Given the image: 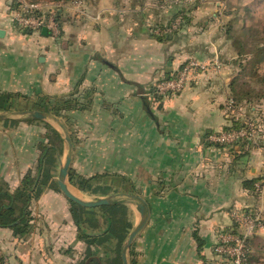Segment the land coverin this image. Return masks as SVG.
<instances>
[{"label":"crops","instance_id":"crops-1","mask_svg":"<svg viewBox=\"0 0 264 264\" xmlns=\"http://www.w3.org/2000/svg\"><path fill=\"white\" fill-rule=\"evenodd\" d=\"M84 1L83 7L67 4L58 14L62 36L54 40L17 28L14 0H0V96L19 95L13 105L23 109L15 115L0 109L7 116L0 120V206L14 202L19 212L25 205L19 195L24 178L38 174L39 143L58 149L45 160L40 194L30 206L32 229L19 238L0 227L5 263L82 264L85 257L104 262V246L113 241L115 255L107 264H123L122 246L135 225L130 213L140 217L136 205L75 207L58 189V131L48 127L49 121L17 114L35 111L31 107L40 96L54 100L79 94L89 108L68 111L82 137L73 146L70 170L88 180L110 171L97 183L109 182L98 198L117 193L145 202L148 221L132 248L134 264H231L216 247L220 234L244 231L234 213L261 219L248 244L251 264H264V193L245 185H264V115L252 109L262 120L256 119L250 137L235 147L208 141L230 124L225 104L233 71L220 69L215 49L222 34L216 24L221 4L212 0L215 6L194 4L185 10L190 3L185 0ZM182 10L189 12L190 23L171 40L158 41L157 36L168 35L160 27ZM181 22L178 18L172 27ZM191 60L205 69L195 72L183 92L155 95L159 80ZM68 184L75 186L69 177ZM85 189L83 194H92L93 187ZM79 226L88 235L106 234L96 242L81 240Z\"/></svg>","mask_w":264,"mask_h":264},{"label":"rangeland","instance_id":"rangeland-1","mask_svg":"<svg viewBox=\"0 0 264 264\" xmlns=\"http://www.w3.org/2000/svg\"><path fill=\"white\" fill-rule=\"evenodd\" d=\"M159 1H161V0H156V3L157 2L159 3ZM163 1L165 2L166 0H163ZM186 1H188L190 3H187ZM45 2H49V1H45ZM68 2H70V1H68ZM147 2H148V4L155 3L154 0H147ZM185 2L187 3L186 7H185L186 9H189L191 7L195 8L194 4L195 5L199 4L200 8H204L206 6H211L215 3L221 4L222 11H220L221 9L218 11L219 8H216L217 13H218V19L216 21V24L218 22L221 25V27H220L221 30L223 27L228 28L230 26L231 30H232V33H231L232 39L227 41L225 39V37L223 36V34H221V37L218 38V40H219V42L217 44L218 47L215 49L217 51V54L219 53V58H220L219 60H221V61H219L220 69L223 70L225 68V70L229 69V71H233L232 72L233 73L232 74V77H233L232 82L234 80L237 81V85H238L237 90L241 96L245 95V94L247 96H255V98L251 99V104L242 105L243 106L242 107V106H238V104L235 102V99L233 98L232 94H230L228 99H230V98L233 99L234 102L239 107L236 110V112L233 113V118L235 119V122L239 121L238 123H243L245 127H248L250 122L251 123H254V122L257 123L256 119H259L261 117L259 116V118L258 117L256 118V116H253L252 113L255 114V112L252 109L257 110L260 115L261 114L264 115V83H262L260 81L261 78H264V62L258 64V60H260V59L262 60L263 56L257 57V51H256L258 49V47H261V48L264 47V0H217L215 3H213L212 0H203L200 3H195L196 0H185ZM39 3H44V2H39ZM189 4H190V6H189ZM213 6H215V5H213ZM210 16L211 15H209L208 19L211 21ZM201 17H204V16H201ZM199 19H202V18H199ZM176 22H177V20L175 21V23ZM214 25H215V23H213V26ZM174 30H175V28H173L171 26H167L166 33L171 34L172 31H174ZM249 33L253 37H255L257 39V41H256V39H254L255 41L253 42V40H250L245 35V34H249ZM213 44H215V43L213 42ZM215 47H216V45H215ZM211 48H212V45H211ZM212 53H214V50L212 51ZM221 63H223L224 65H222ZM69 98H75V99L80 100L81 98H84V97H80V95L77 94V96H71ZM63 100H66V99L65 98L64 99H54L52 101L53 102H62ZM15 112H18V111H14V110L10 111V113H12L13 115H15ZM244 115H248L250 118L245 119ZM63 116L67 119L66 122H68L71 129H68L64 119H61V121L64 124V126L66 127L69 135H70V133L74 134V137H75L74 144L80 142L82 137H81L80 132L78 131V125H76L72 121V119L69 117V112H64ZM260 120H262V118ZM46 123L48 125L55 127V129L58 131V133L61 137V142L60 143L57 142L58 145L61 144V147H62L61 148L62 157L60 159V164L58 167V169H59L63 165V163L65 161V157L67 155V149H68L67 142L65 141V135H64L63 131L60 129V127L56 123H53L51 121L46 122ZM260 123H261V121H260ZM44 127H46V126H44ZM254 127H255V125H254ZM254 127H253V129H254ZM45 133L47 134V132H45ZM45 133H43V135H45ZM50 135H52L51 131H50ZM51 137H53V136H50V138ZM53 139H54V137H53ZM55 139L58 140L57 138H55ZM74 144H73V146H74ZM104 159L110 160V157L105 156ZM108 174H111V172L109 171ZM108 174L104 173V174L96 176L95 178H91L89 180L83 179L79 175L74 174V177H75L74 183H76L79 186L75 187V186H72L71 184H69V185L71 186L73 191L77 192L82 197L91 198V199L98 198V196H96V195H99V192H101L102 189L108 187L107 186L109 183L107 181L108 178L106 179L107 182H104V186H101V185L97 186V183L99 181H101L102 179L104 181L105 177L109 176ZM92 187H93V190H92L93 192H92V194L90 193L88 196L83 194L82 191L80 190L83 188H86L85 190H89V189L91 190ZM58 189H59V187H58ZM39 194H40V191L38 189L37 195H39ZM115 194H117V193H115ZM115 194L113 195L114 197H112L113 199H123V198H121L122 196L120 197V195L117 196ZM124 200L135 202L134 197L125 198ZM125 204L129 205L130 203L128 202ZM130 205L135 206V203L131 202ZM103 208L104 207L95 208V209H103ZM130 221L133 225L135 224L133 227V230H134L136 228V226L140 223V217L136 219V217L130 213ZM123 223H124V221L121 220L120 225H122ZM138 237H137V239H138ZM137 239L135 240L133 246L135 245ZM111 242H113V241L108 242L104 246V257H103L105 260L103 262L104 264L108 263V261L110 260L109 257L113 258L115 255L114 250L111 249L112 245L111 246L109 245V244H113ZM124 244L125 243H123V246H124ZM113 245H115V244H113ZM123 246H122V248H123ZM133 246H132V248H133ZM249 249H250V247H249ZM101 252H102L101 255H103V251H101ZM132 252H133V250H132ZM1 254H2V252H1ZM131 257H132L133 262H134L133 253H132ZM98 258H101V257H98ZM128 259H129V261L131 259L130 258V251L128 254ZM84 261H85V259L83 260L82 264L84 263ZM129 264H130V262H129Z\"/></svg>","mask_w":264,"mask_h":264},{"label":"built area","instance_id":"built-area-1","mask_svg":"<svg viewBox=\"0 0 264 264\" xmlns=\"http://www.w3.org/2000/svg\"><path fill=\"white\" fill-rule=\"evenodd\" d=\"M67 4L75 8L83 7L84 0H70V2H44L36 3L31 0H14L12 20L14 25L31 34H42L44 28L54 40H59L62 36L57 20L58 14L66 8ZM205 69V66L197 61L186 62L173 76L159 80L155 85V95L167 98L175 96L185 90L189 85L195 72ZM239 107L233 99H227L225 109L227 111L231 127L233 113ZM220 129L208 136V141L225 148L235 147L239 143L247 140L254 127V123H249L248 127L239 129ZM257 191L264 193V185L260 184ZM233 219L236 224L244 228L242 233L220 234L216 251L218 254L229 259L231 264H249L250 249L248 239L252 237L257 229L261 227V219L249 214L234 213Z\"/></svg>","mask_w":264,"mask_h":264},{"label":"trees","instance_id":"trees-1","mask_svg":"<svg viewBox=\"0 0 264 264\" xmlns=\"http://www.w3.org/2000/svg\"><path fill=\"white\" fill-rule=\"evenodd\" d=\"M33 2L39 3V2H45V1H49V2H61V1H70V0H31ZM144 1L147 0H135L136 3H140L143 4ZM163 2V1H162ZM187 10V9H185ZM180 11L178 13H176L173 17V19L168 23V25H164L160 27V30L162 31H166L167 26H173L174 22L178 19L181 18L182 22L177 25V28L173 31V33L168 34V35H162V36H157V40L160 42H167L169 40H171L174 37V34L178 33V30L182 29L183 27L187 26L190 21H191V17L188 16V13L186 11ZM159 29V28H158ZM221 33L223 34V36L225 37V39L231 40L232 38V30L231 27L229 26L227 27H223L221 30ZM250 40H253V42L255 41L254 39H256L255 37H253L250 33L249 34H245ZM257 41V39H256ZM257 51V57L263 56L262 60H258V64L259 63H263L264 62V47H258ZM260 81L262 83H264V78H261ZM237 81L234 80L233 82H231L230 84V89H231V94L233 96V98L235 99V102L238 104V106H242V105H246V104H251V99L255 98V96H247L245 95H240V93L237 90ZM19 97V95H13V94H8V95H1L0 96V109H5L7 107V110H14V111H21L23 110L22 108H19L15 105H13L14 100ZM257 97V96H256ZM245 103V104H244ZM33 110L35 111H41L44 113H48L52 116L58 117L60 119H64L68 129H71V127L69 126L68 122H66V118L63 116L64 112H68V111H73V110H85L89 108V105L87 104L86 99L84 100H79V99H75V98H68L66 100H63L62 102H53L51 100V97L49 96H40L38 97V100L35 102L34 106L31 107ZM31 111V110H30ZM28 120H33V119H28ZM34 121V120H33ZM239 122V121H238ZM237 121L235 122V119L233 118L231 121V127L228 126L225 129L229 130V129H239L244 127L243 123H238ZM49 128H52L50 125H48ZM70 137L71 140L74 144L75 142V137L74 134L70 133ZM39 149H40V156H39V162H38V167H37V171L38 174L37 176H32V173L29 172L25 178H24V185L23 188L19 191V195H21L24 200H25V205L20 208L19 212H17V209L14 206V202H11L9 204L6 205H1L0 206V227L2 228H10L13 230L14 235L16 237L22 238L24 237L31 229H32V225H31V221H32V217H31V211H30V206L31 203L37 198V189L38 186L40 185V181H41V173L43 170V166L45 163L46 158L51 155V153H55L57 152V147H51L48 146L45 143H39ZM69 178H70V182L75 185V186H79L76 183H74V175L72 173V171H69ZM254 181H247L245 183L246 187L252 191V192H256V186L254 185ZM85 184V183H84ZM11 199L13 198L12 196H10ZM72 204L80 209L83 210H87L86 208H82L78 205H76L75 203L72 202ZM122 206V204H117V205H113V206H105L106 207H119ZM110 226H111V221H109V227L107 229L106 232H108L110 230ZM78 231H79V238L81 240H91L93 242H96L101 236L105 235L106 232L99 234V235H88L86 233H84L81 229V227H78ZM132 250H130V264H134L133 259L131 257L132 255ZM122 263V261H121ZM249 263L251 264V255L249 256ZM0 264H5V257L3 254H1L0 252ZM83 264H104L103 262H101L100 260H97L95 258L92 257H86L85 261ZM107 264V263H106Z\"/></svg>","mask_w":264,"mask_h":264},{"label":"water","instance_id":"water-1","mask_svg":"<svg viewBox=\"0 0 264 264\" xmlns=\"http://www.w3.org/2000/svg\"><path fill=\"white\" fill-rule=\"evenodd\" d=\"M3 35H4V31H0V37H3ZM42 35L45 37L49 35L46 28L42 30ZM17 114L27 119H34L38 121H51L53 123H56L60 127V129L63 131L65 135V141L67 142L68 149H67V155L65 157V161L60 169L58 186H59L60 191L64 194V196L67 199H69V201L75 203L76 205L82 208H86V209H95V208H100V207H105V206L125 204L128 202L135 203L137 210L140 214V223L131 232V234L129 235L122 249L123 264H129V259H128L129 251L132 248L137 237L141 234V232L145 228L147 221H148V212H147V206L145 202L138 197H134L135 202L127 201L124 199H113L112 197L91 199V198L82 197L77 192L73 191L71 186L68 184L69 171L71 169L72 160H73V142L71 140V137L66 127L62 123L61 119L58 117L52 116L48 113L41 112V111H25V112H19ZM5 118H7L6 115H0V120L5 119Z\"/></svg>","mask_w":264,"mask_h":264}]
</instances>
